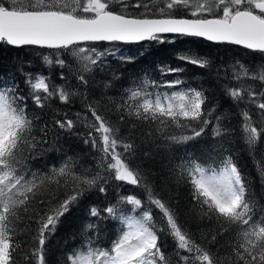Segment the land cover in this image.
Masks as SVG:
<instances>
[{"label":"snow or ice","instance_id":"1","mask_svg":"<svg viewBox=\"0 0 264 264\" xmlns=\"http://www.w3.org/2000/svg\"><path fill=\"white\" fill-rule=\"evenodd\" d=\"M163 34L242 46L264 58V0H0V43L54 50L53 59H43L62 70L64 81L53 85L48 76L18 69L22 88L16 74L0 75V264H17L14 254L25 243L26 264H47L46 244L61 218L113 181L141 189L143 198L118 193L103 211L92 206L91 217L118 222L115 238L105 244L89 222L58 264H264V195H257V186L264 193V59L255 70L236 61L229 77L235 84L223 85L241 118L252 177L230 147L236 131L230 114L215 115L207 89L182 78L184 68L161 66V76L175 78L145 74L116 96L109 95L112 81L97 82V69L115 53L95 44L159 41ZM178 59L211 68L198 55ZM53 99L79 100L81 110L72 116L56 110L49 122L43 110ZM209 126L215 143L189 149ZM61 132L90 147L87 166L57 146ZM51 152L60 154L58 165L47 162ZM173 188L177 195L187 189L185 206L165 197ZM165 237L173 241L170 252Z\"/></svg>","mask_w":264,"mask_h":264},{"label":"trees","instance_id":"2","mask_svg":"<svg viewBox=\"0 0 264 264\" xmlns=\"http://www.w3.org/2000/svg\"><path fill=\"white\" fill-rule=\"evenodd\" d=\"M94 46L100 50L115 53V55L106 57L103 71L97 69L95 74V78L100 84L104 81H112L115 88L109 90V95L113 96L118 95L122 86L129 84L134 79L138 80L144 77L145 74L157 80H172L175 78L172 75L161 76V66L184 68L185 71L182 74V78L193 86L202 85L203 88L207 89L206 95L209 97L208 107L210 108L213 105L217 107L215 115L230 114V126L236 129L232 137L233 143L230 147L235 152L236 159L244 172L250 174L252 177L256 176L251 159L247 154L246 146L240 139L241 132L239 126L241 118L238 115V109L232 103L231 99L224 94L223 85L228 83L235 84L229 77L232 73L231 65L236 61H242L255 70L256 66L264 59L259 53H254L236 45L211 43L201 38L183 35H162L159 41H141L137 43L98 42ZM184 54L207 58L211 61V68L200 69L199 67L182 62L178 59V56ZM44 56L53 59L56 53L54 50L36 46H22L17 48L0 43V75L6 73L16 74V79L20 81L22 88H26L23 84L24 76L18 69H23L24 73L48 76L53 85L64 83L60 79V72L62 70L55 64H48L43 59ZM121 57H132L133 61L128 63L123 61ZM113 74L120 79L114 80ZM29 103L31 102L29 101ZM49 104L50 107H46L43 110L49 122H51V118L56 110L61 115L67 112L70 116L76 111L81 110L79 100H76L74 104L65 105L60 103L58 99H53ZM249 108L252 112L253 119H258L256 115L258 110L255 106L250 105ZM37 111L39 110L37 109ZM224 123L229 124V120H225ZM77 131H83V129L78 128ZM60 135L62 139L57 146L62 145L68 155H79L87 166L91 161V155H89L91 152L90 147L84 145L80 138L66 135L62 132ZM213 143H215V140L212 137V128L209 126L206 134L199 141L191 142L187 147L190 149L192 145L198 144L200 148H204L205 146H211ZM184 147L174 145L173 149L179 154L184 151ZM260 150H264V141H261ZM46 159L49 165L53 163L58 165L60 163V154L51 152ZM107 189L106 193H101L98 190H92L87 193L61 218L55 233L49 236L46 244L47 264H58V260L67 250L79 244L82 239L81 231L83 226L89 222L99 226L101 230L100 238L105 244H107L109 238H115L118 222L111 218L97 219L96 217H91L89 210L92 206H97L103 211L109 204L116 203L118 193L124 195L135 194L143 198L141 189L122 182L113 181L107 185ZM257 195H264L259 189V186H257ZM168 196L179 199L182 207L186 205L188 200L187 189L183 188L179 190L178 195L175 188L170 193L165 192V197L167 198ZM173 203H175V199ZM103 215L106 216L107 214L103 213ZM157 217H159L158 211ZM183 219L181 217V222H183ZM30 239V237L25 236L17 237L19 241L30 242ZM162 243L166 252H170L174 246L170 237H165ZM28 247L29 245L25 243L14 254L17 264H26L23 257L26 254L30 255Z\"/></svg>","mask_w":264,"mask_h":264},{"label":"water","instance_id":"3","mask_svg":"<svg viewBox=\"0 0 264 264\" xmlns=\"http://www.w3.org/2000/svg\"><path fill=\"white\" fill-rule=\"evenodd\" d=\"M164 35H166V36H173V35H179V34H163V36ZM197 38H200V37H197ZM201 39L205 40L204 38H201ZM205 41H207V40H205ZM208 42H210V41H208ZM118 43H124V42H118ZM135 43H137V42H135ZM211 43H214V42H211ZM239 47H242V46H239Z\"/></svg>","mask_w":264,"mask_h":264}]
</instances>
